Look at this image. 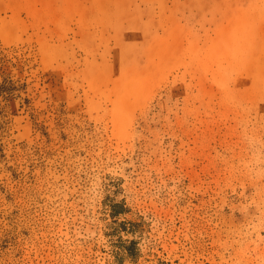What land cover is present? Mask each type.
Returning <instances> with one entry per match:
<instances>
[{
    "label": "rangeland",
    "instance_id": "obj_1",
    "mask_svg": "<svg viewBox=\"0 0 264 264\" xmlns=\"http://www.w3.org/2000/svg\"><path fill=\"white\" fill-rule=\"evenodd\" d=\"M0 264H264V0H0Z\"/></svg>",
    "mask_w": 264,
    "mask_h": 264
}]
</instances>
